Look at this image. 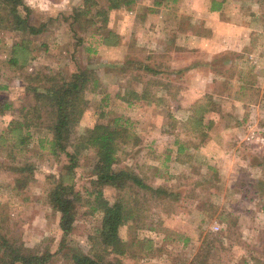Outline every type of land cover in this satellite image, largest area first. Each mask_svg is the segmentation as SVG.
<instances>
[{
	"label": "rangeland",
	"instance_id": "obj_1",
	"mask_svg": "<svg viewBox=\"0 0 264 264\" xmlns=\"http://www.w3.org/2000/svg\"><path fill=\"white\" fill-rule=\"evenodd\" d=\"M97 1L73 22L70 15L84 0H25L31 21L47 22V30L37 36L0 30V95L13 103L0 114V132L22 106L34 104L27 86L38 72L68 78L78 68L95 70L100 88L86 93L90 102L77 133L119 119L139 140L121 144L117 168L148 185L102 190L111 203L124 199L135 212L122 228L130 245L124 261L264 264V0H224L219 10L211 9L212 0H138L109 11L106 21L96 15L106 1ZM108 31L116 36L105 44ZM22 37L33 56L27 66L10 68L11 45ZM200 100L207 110L195 132L188 120ZM1 135L0 234L48 255L44 264H71L66 254L88 253L102 223L94 150L80 153L81 201L64 236L48 193L66 156L52 154L47 124L32 126L24 150L12 154L15 138ZM26 163L34 173L26 172L21 186L15 167Z\"/></svg>",
	"mask_w": 264,
	"mask_h": 264
},
{
	"label": "trees",
	"instance_id": "obj_2",
	"mask_svg": "<svg viewBox=\"0 0 264 264\" xmlns=\"http://www.w3.org/2000/svg\"><path fill=\"white\" fill-rule=\"evenodd\" d=\"M106 7L98 9L96 15H100L106 21L107 14L111 10L130 8L138 0H105ZM178 0H154V4L162 5L167 2L176 3ZM221 0H212V10H219ZM94 6H99L97 0H84V6L74 8L70 15L73 22H78L82 16H87L92 12ZM32 10L25 0H0V30L19 32L26 36H37L47 30V22L39 25L31 21ZM104 35V43L108 44L111 36H116L114 32L108 31ZM29 39L24 37L16 39L11 45L12 54L7 65L10 68H22L27 66L32 58ZM116 41L114 44H117ZM27 89L33 94L34 104L24 105L20 108L18 117H12L0 132V139L6 140L4 135L15 138L12 149L8 154H12L15 147L20 146L24 150L27 140L30 137L32 126L46 123L48 130L52 134L51 152L53 155L65 154L66 161L63 164L59 176L53 181L55 185L48 193V199L54 209L60 214L59 227L65 235L73 229L77 218L78 204L81 201L80 192L75 189L76 168L80 153L83 150L92 149L96 154V163L91 175L95 191L96 209L102 213L101 227L98 234L93 238L91 249L88 253L72 251L66 254L67 260L71 264H127L123 257L130 252L128 241L122 236V228L130 220L134 219L135 212L127 204L126 200L118 199L111 203L103 197V187L110 185L118 189H124L129 184L140 187H148L143 179L134 171L128 168H117L118 151L121 144L128 143L133 137L135 141L139 138L130 129L119 123V119H114L107 123H96L87 129L84 134L79 135L77 128L85 114L90 100L86 97L88 91L97 92L100 88V78L95 70L77 69L70 77L59 74H40L33 76ZM34 81H40L34 82ZM6 87V86H5ZM97 89V90H96ZM108 96V95H107ZM147 95H143L146 98ZM207 100L206 102H208ZM203 100L198 101L194 106L193 114L189 117L188 124L198 131L203 129V116L206 107ZM13 103L0 95V114L10 111ZM4 132V133H3ZM8 140H10L7 137ZM185 150L183 145L178 147V153ZM7 152V151H6ZM264 166V164L262 165ZM34 165L26 163L17 166L15 169L21 173L17 182L24 186L29 177L34 173ZM52 177L50 179H52ZM48 255L34 252L29 248L17 246L5 235L0 234V264H44Z\"/></svg>",
	"mask_w": 264,
	"mask_h": 264
},
{
	"label": "clouds",
	"instance_id": "obj_3",
	"mask_svg": "<svg viewBox=\"0 0 264 264\" xmlns=\"http://www.w3.org/2000/svg\"><path fill=\"white\" fill-rule=\"evenodd\" d=\"M29 2H31V0H29Z\"/></svg>",
	"mask_w": 264,
	"mask_h": 264
}]
</instances>
